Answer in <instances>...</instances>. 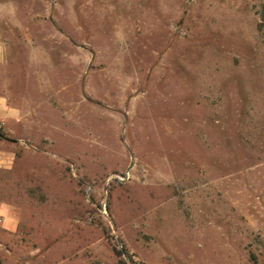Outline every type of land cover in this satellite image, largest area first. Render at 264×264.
<instances>
[{
	"label": "rangeland",
	"instance_id": "rangeland-1",
	"mask_svg": "<svg viewBox=\"0 0 264 264\" xmlns=\"http://www.w3.org/2000/svg\"><path fill=\"white\" fill-rule=\"evenodd\" d=\"M263 10L0 0V264H264Z\"/></svg>",
	"mask_w": 264,
	"mask_h": 264
},
{
	"label": "built area",
	"instance_id": "built-area-1",
	"mask_svg": "<svg viewBox=\"0 0 264 264\" xmlns=\"http://www.w3.org/2000/svg\"><path fill=\"white\" fill-rule=\"evenodd\" d=\"M130 176V173H127L124 177H119L118 179L120 181H124L126 178H128Z\"/></svg>",
	"mask_w": 264,
	"mask_h": 264
},
{
	"label": "trees",
	"instance_id": "trees-1",
	"mask_svg": "<svg viewBox=\"0 0 264 264\" xmlns=\"http://www.w3.org/2000/svg\"><path fill=\"white\" fill-rule=\"evenodd\" d=\"M262 19L264 20V10H263V13H262ZM264 22V21H263ZM264 24V23H263Z\"/></svg>",
	"mask_w": 264,
	"mask_h": 264
}]
</instances>
